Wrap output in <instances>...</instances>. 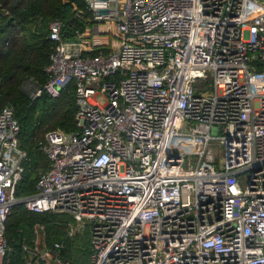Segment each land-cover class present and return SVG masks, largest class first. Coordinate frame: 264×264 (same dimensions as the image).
Instances as JSON below:
<instances>
[{"label":"built area","instance_id":"obj_1","mask_svg":"<svg viewBox=\"0 0 264 264\" xmlns=\"http://www.w3.org/2000/svg\"><path fill=\"white\" fill-rule=\"evenodd\" d=\"M83 2L89 25L66 41L50 22L48 80L24 84L34 100L72 83L76 103L75 131L38 142L49 168L26 197L0 111V264L16 205L68 215L89 264H264V0Z\"/></svg>","mask_w":264,"mask_h":264},{"label":"trees","instance_id":"obj_2","mask_svg":"<svg viewBox=\"0 0 264 264\" xmlns=\"http://www.w3.org/2000/svg\"><path fill=\"white\" fill-rule=\"evenodd\" d=\"M87 18H91V12L83 0H0V111L12 107L20 127L19 145L26 152L24 172L15 192L18 198L33 194L40 173L49 168V161L37 149L38 142L49 130L74 132L76 113L72 83L57 98L42 95L35 100L24 84L30 82L38 87L48 80L44 69L52 50L49 23L60 21L63 39L72 41L89 25ZM65 215L35 213L16 205L6 219L8 251L4 264H24L23 247L33 246V228L37 224L42 225L45 247L62 245L59 253L63 261L89 264V233L67 237L66 226L72 219Z\"/></svg>","mask_w":264,"mask_h":264},{"label":"rangeland","instance_id":"obj_3","mask_svg":"<svg viewBox=\"0 0 264 264\" xmlns=\"http://www.w3.org/2000/svg\"><path fill=\"white\" fill-rule=\"evenodd\" d=\"M85 20H88V18L85 19ZM26 89L28 90L29 88L27 87ZM30 89H31V86H30ZM53 214H60V213H53ZM65 216L69 217L68 215H65ZM74 228H75V224H74V222L72 220H70L67 223V226H66V236L67 237L73 238V237H76V236H82L86 232V231H84V232H74V233H72ZM60 246L62 248V245H60ZM35 247H36V249H37L39 254H44V251H46L47 249H50V248L45 247L44 244H43V228H42V225H40V224H37L33 228V246L31 248H29V249H33V248L35 249ZM61 248L59 249L60 251H61ZM59 250L56 252V255L52 256V257H47V256L43 255V261H41V263H44V264H67L65 261H63L61 259ZM24 257H26V255H24Z\"/></svg>","mask_w":264,"mask_h":264},{"label":"water","instance_id":"obj_4","mask_svg":"<svg viewBox=\"0 0 264 264\" xmlns=\"http://www.w3.org/2000/svg\"><path fill=\"white\" fill-rule=\"evenodd\" d=\"M98 13H99V14H104L105 11H102V10H101V11H98Z\"/></svg>","mask_w":264,"mask_h":264}]
</instances>
